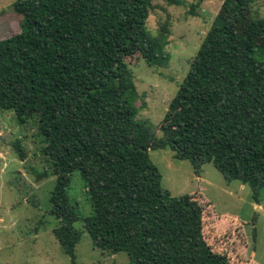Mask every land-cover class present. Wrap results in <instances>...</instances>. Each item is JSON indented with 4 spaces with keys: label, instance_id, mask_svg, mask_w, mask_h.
I'll return each instance as SVG.
<instances>
[{
    "label": "trees",
    "instance_id": "1",
    "mask_svg": "<svg viewBox=\"0 0 264 264\" xmlns=\"http://www.w3.org/2000/svg\"><path fill=\"white\" fill-rule=\"evenodd\" d=\"M153 1L17 0L20 29L0 39V111L37 127L46 166L36 179H55L47 214L69 264L84 234L128 264H231L205 240V202L165 190L150 152H172L196 177L211 164L254 198L264 188V18L252 14L254 0H223L160 137L136 120L130 70L132 60L153 69L169 60L165 29H146ZM13 148L24 161L20 144ZM73 175L88 216L69 196Z\"/></svg>",
    "mask_w": 264,
    "mask_h": 264
},
{
    "label": "rangeland",
    "instance_id": "2",
    "mask_svg": "<svg viewBox=\"0 0 264 264\" xmlns=\"http://www.w3.org/2000/svg\"><path fill=\"white\" fill-rule=\"evenodd\" d=\"M15 1L0 0V39L20 29V18L12 9ZM183 1L182 6L169 7L165 0H154L147 19L146 29L151 35H158L162 29L167 33L166 66L153 69L142 60L130 63L137 92L133 104L136 120L147 123L158 137L168 105L223 2ZM251 10L264 18V0H254ZM32 120L18 126L12 112L0 111V264H69L51 233L57 221L47 214L55 179H36L46 164ZM16 143L25 153L24 161L13 148ZM173 155L166 150L149 153L165 190L175 197L197 194L198 201L205 202L203 234L207 244L227 255L231 264H264V188L254 198L248 186L227 183L211 164L196 177L188 161L176 160ZM82 188L81 180L73 175L69 196L78 203L80 214L88 216L90 203ZM75 255L77 264H128L125 253L105 255L95 250L87 234L76 246Z\"/></svg>",
    "mask_w": 264,
    "mask_h": 264
}]
</instances>
